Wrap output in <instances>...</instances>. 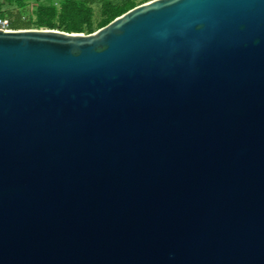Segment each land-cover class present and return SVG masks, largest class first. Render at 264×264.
Here are the masks:
<instances>
[{
  "label": "water",
  "instance_id": "obj_1",
  "mask_svg": "<svg viewBox=\"0 0 264 264\" xmlns=\"http://www.w3.org/2000/svg\"><path fill=\"white\" fill-rule=\"evenodd\" d=\"M0 264H264V0L0 30Z\"/></svg>",
  "mask_w": 264,
  "mask_h": 264
},
{
  "label": "trees",
  "instance_id": "obj_2",
  "mask_svg": "<svg viewBox=\"0 0 264 264\" xmlns=\"http://www.w3.org/2000/svg\"><path fill=\"white\" fill-rule=\"evenodd\" d=\"M28 1L37 4V19H24L23 10ZM150 0H104L97 22L89 0H56L41 4L40 0H0V15L10 21L13 29H58L69 33L90 34L106 26L115 18ZM8 6L7 10L3 7ZM10 6H15L11 9Z\"/></svg>",
  "mask_w": 264,
  "mask_h": 264
},
{
  "label": "rangeland",
  "instance_id": "obj_3",
  "mask_svg": "<svg viewBox=\"0 0 264 264\" xmlns=\"http://www.w3.org/2000/svg\"><path fill=\"white\" fill-rule=\"evenodd\" d=\"M51 1L56 2V0H40L41 4H49ZM90 4L92 5L93 9H94V20L95 22L98 21L99 19V15H100V7L101 4L104 0H89ZM142 0H138V2H141ZM11 9H15V6H10ZM4 10L8 9V6H4L3 7ZM36 9H37V4L33 1H28L26 3V6L23 10H21L22 15L24 17V19H28L29 17H32L33 20L37 19V14H36ZM35 29V28H32ZM97 31V30H96Z\"/></svg>",
  "mask_w": 264,
  "mask_h": 264
},
{
  "label": "built area",
  "instance_id": "obj_4",
  "mask_svg": "<svg viewBox=\"0 0 264 264\" xmlns=\"http://www.w3.org/2000/svg\"><path fill=\"white\" fill-rule=\"evenodd\" d=\"M0 30H4V31L13 30V28H11L9 19H7L6 17H2L1 15H0Z\"/></svg>",
  "mask_w": 264,
  "mask_h": 264
}]
</instances>
